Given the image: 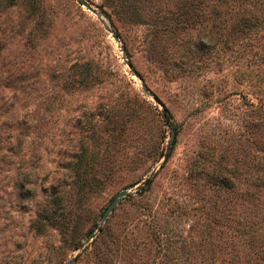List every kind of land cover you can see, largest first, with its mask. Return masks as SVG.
<instances>
[{
  "label": "rangeland",
  "instance_id": "1",
  "mask_svg": "<svg viewBox=\"0 0 264 264\" xmlns=\"http://www.w3.org/2000/svg\"><path fill=\"white\" fill-rule=\"evenodd\" d=\"M6 1L0 264H264V0Z\"/></svg>",
  "mask_w": 264,
  "mask_h": 264
},
{
  "label": "trees",
  "instance_id": "2",
  "mask_svg": "<svg viewBox=\"0 0 264 264\" xmlns=\"http://www.w3.org/2000/svg\"><path fill=\"white\" fill-rule=\"evenodd\" d=\"M12 1V0H11ZM7 3L10 0L6 1ZM26 4L29 9H34L35 0H27ZM163 115L165 118H169L170 115L166 112L165 107L163 106ZM86 181V180H84ZM139 181V180H138ZM150 178L146 177L145 179L141 180L139 186H145L146 189L147 185L149 184ZM63 198L60 195H54L47 199V202L44 203L39 210L37 211V217L35 219V227L39 228L45 223L49 224H56L60 226L63 231H71V220H74V214L71 216L70 208L64 206ZM79 245L76 242L75 247ZM89 244L86 243L83 245V249L88 248ZM90 256L92 257V264H112V258L115 256L114 254L118 253L116 245H107V246H97L94 245L92 248H89ZM73 262V261H72Z\"/></svg>",
  "mask_w": 264,
  "mask_h": 264
},
{
  "label": "water",
  "instance_id": "3",
  "mask_svg": "<svg viewBox=\"0 0 264 264\" xmlns=\"http://www.w3.org/2000/svg\"><path fill=\"white\" fill-rule=\"evenodd\" d=\"M80 3H82L85 7H87L88 9H92L91 5L86 1V0H78ZM173 137H174V128L172 127L170 129V136H169V139L165 145V150L162 154V157L165 158L166 155H167V150H168V147H169V144L172 142L173 140ZM154 172V169H151L148 173V176H151ZM127 192V189L126 188H122L120 190H118L111 198L110 200L107 202V204L105 205V207L103 208L100 216H99V220L97 222V225L95 227V229H98L99 226L101 225V223L103 222V220L105 219L106 215L110 212V210L114 207V205L117 203V201L123 197ZM93 232H94V229H92L91 231H89V233L87 234L86 238H85V241H88L92 235H93ZM74 259V255H71L63 264H71L72 261Z\"/></svg>",
  "mask_w": 264,
  "mask_h": 264
}]
</instances>
